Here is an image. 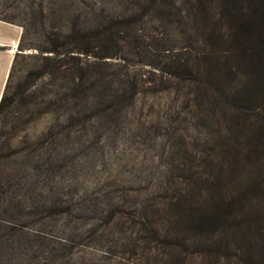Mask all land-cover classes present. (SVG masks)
Wrapping results in <instances>:
<instances>
[{"label": "trees", "instance_id": "obj_1", "mask_svg": "<svg viewBox=\"0 0 264 264\" xmlns=\"http://www.w3.org/2000/svg\"><path fill=\"white\" fill-rule=\"evenodd\" d=\"M183 3L195 27V39L185 47L187 53L163 50L156 65L148 63L167 78L159 85L146 87L139 73H129L126 57L119 58L121 64L109 65L118 68L112 74L93 70L108 64L83 62L78 57L88 52L90 42L116 46L119 34L131 31L135 17L100 20L94 29L79 36L81 45L70 44L62 51L58 47L37 49L41 55L49 54L42 57L46 64L38 72L53 78L59 74L65 83L60 87L65 92L54 108H65L68 103L86 106L91 98L93 115L112 116L115 124L121 114L127 123L133 118L130 113L140 92L177 89L185 100L188 117L182 123L201 128L197 130H215L217 139L214 143L206 139L196 151L189 149L170 122L171 129L163 134V172L155 179L152 195L143 197L133 208L137 240L156 252V264H264V0ZM22 39L23 34L19 46ZM61 64L68 66L62 71ZM9 75L0 99V135L6 126L12 130L17 119L21 121L9 111L13 101L26 100L23 91L10 93ZM52 96L58 97V93ZM41 104H32L34 118L49 112L54 100ZM57 135L48 137L50 152H40L35 158L25 154L33 176L24 175L19 167L9 196L4 190L0 192L6 264H21L17 252L29 261L36 257L32 249L35 233L26 229L36 214L57 219L69 212L59 197L52 196L59 194L49 186L63 170L64 156L57 151L62 140ZM43 144L38 142L39 147ZM23 151L16 150L15 154L20 156ZM46 187L48 194L42 192ZM102 214V210H90L87 217L103 221ZM23 230L26 233L21 236ZM76 234L57 241L59 248L54 251L48 250L46 243V238H52L42 236L38 264H69L74 247L83 243V237Z\"/></svg>", "mask_w": 264, "mask_h": 264}, {"label": "rangeland", "instance_id": "obj_2", "mask_svg": "<svg viewBox=\"0 0 264 264\" xmlns=\"http://www.w3.org/2000/svg\"><path fill=\"white\" fill-rule=\"evenodd\" d=\"M125 17H135L134 25L131 31L119 34L116 46L105 42L102 47L99 42H90L88 52L78 57L83 62L108 64L95 66L93 70L111 74L118 68L109 65L121 64L119 58L126 57L129 73H139L146 87L159 85L167 78L157 66H152L156 65L157 56L163 50L183 53L195 39V27L183 0H0V20L19 26L23 34L8 74L9 91H23L26 99L24 103L20 98L13 101L9 111L21 121L17 119L12 130L10 125L6 126L0 135V192L4 190L9 196L19 167L24 175L33 176L25 154L29 152L27 157L35 158L36 154L50 152L48 137L59 134L62 143L57 151L64 156L63 170L49 186L59 194L52 196L59 197L61 205L69 211L57 219L38 214L33 217L26 229L35 233L32 249L37 258L29 261L17 252L21 264L40 262L42 236L52 238H46L49 240L46 243L47 249L54 251L59 248L57 241L75 233L83 237V243L74 247L69 264H156V252L137 240L139 233L132 213L143 197L152 195L155 179L163 172L160 162L166 159L164 131L171 129L172 121L179 130L177 135H182L187 147L194 150L206 139L207 143L217 139L215 130H197L201 128L182 123L188 118L185 100L174 88L153 94L140 92L128 123L123 114L116 124L112 116H94L89 109L91 98L86 106L68 103L65 108H54L65 92L60 88L65 83L59 74L54 78L40 76L38 71L46 64L42 57L49 54L41 55L37 49L58 47L62 51L70 44L81 45L83 33L94 29L100 20ZM65 65L60 66L62 71L68 66ZM55 92L58 97L52 96ZM48 99L54 100L49 105L51 110L34 118L32 104L42 105ZM176 112L180 115L176 116ZM25 119L28 121L22 124ZM38 142L44 144L39 147ZM20 149L25 151L18 156L15 151ZM47 189L42 192L48 194ZM90 210L95 213L102 210L106 223L89 219ZM24 233L26 230L21 231V236ZM5 238L0 225V264H6Z\"/></svg>", "mask_w": 264, "mask_h": 264}, {"label": "crops", "instance_id": "obj_3", "mask_svg": "<svg viewBox=\"0 0 264 264\" xmlns=\"http://www.w3.org/2000/svg\"><path fill=\"white\" fill-rule=\"evenodd\" d=\"M21 31L19 26L0 21V99L18 48Z\"/></svg>", "mask_w": 264, "mask_h": 264}]
</instances>
